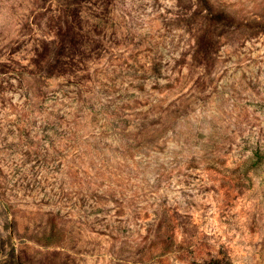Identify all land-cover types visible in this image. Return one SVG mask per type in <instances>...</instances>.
I'll return each instance as SVG.
<instances>
[{"label": "rangeland", "instance_id": "obj_1", "mask_svg": "<svg viewBox=\"0 0 264 264\" xmlns=\"http://www.w3.org/2000/svg\"><path fill=\"white\" fill-rule=\"evenodd\" d=\"M0 264H264V0H0Z\"/></svg>", "mask_w": 264, "mask_h": 264}]
</instances>
